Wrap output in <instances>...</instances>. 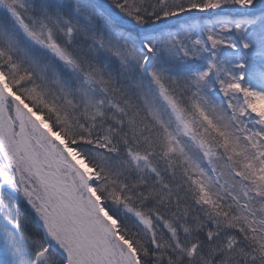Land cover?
<instances>
[{
  "label": "rangeland",
  "instance_id": "rangeland-1",
  "mask_svg": "<svg viewBox=\"0 0 264 264\" xmlns=\"http://www.w3.org/2000/svg\"><path fill=\"white\" fill-rule=\"evenodd\" d=\"M9 1L14 4L21 3V0ZM6 12L9 15V21L15 24L13 19L10 17L11 11ZM29 35L35 38V34L31 30H29ZM46 45L49 47V43H46ZM53 55L56 54L53 53ZM127 58L129 61L132 60L131 56H128ZM152 74H154V72H152ZM250 95H253L254 98L249 100V106L245 102L246 105L243 103L232 109L231 112L238 113V119L231 120L229 118L230 113L228 114V110H225L220 115L221 121L216 132L218 140L213 142L216 143L222 150V153L219 154L220 156L212 162L216 163L217 168L213 169L210 165L204 167L197 166L196 169L201 175H203L205 181L211 185L215 191H227V194L237 196L246 206L253 205L254 203L259 205L257 208L255 207L252 210V213L256 214L257 217V220L254 217V221H256V223L251 224V226L245 230L253 243L258 245V250L262 252L263 249L261 245L264 246V193H261V190L264 191V95L259 93H250ZM32 101L34 102L36 99H32ZM39 107L41 106L39 105ZM197 113L203 115L209 124L215 122L206 112L199 111ZM254 113L260 115L262 119H257L255 121V118L253 117ZM229 120H231L232 126L229 125L225 129L227 131L230 130L229 128L232 129L229 132H225L221 128H224L228 124ZM190 123H192V120L187 119V125ZM212 126H214V124H212ZM237 132L240 133V135H238ZM190 137L191 136L182 138L181 136L180 140L183 141H180L179 144L182 147H186L191 143ZM246 140H250L251 145L248 144ZM1 148L3 149L2 146ZM10 150L15 151V147L12 146ZM236 154L247 157L241 158ZM13 155L14 153L10 155L12 160L9 155H5V159L8 163L7 168L10 169L9 173L14 170L19 178L21 187H24L25 185L28 189H30L29 191L31 192L28 196L31 200L23 191L22 192L27 196L29 202L31 203L30 207L34 211L37 221L41 222L46 227L45 235L47 239L53 243V246L58 247L60 250H62V247L65 251H69L70 247L65 240L68 224L66 219L63 217V211L47 190H41L39 189L40 187L37 186L36 188L38 189L35 188L32 190L33 185H31V183L33 182V178L28 173L23 158H19L18 156L13 158ZM16 155L19 154L17 153ZM54 157L57 158L56 153H54ZM54 162L57 161L54 159ZM189 166L193 167L191 164H189ZM52 169L54 170V165H52ZM5 170L6 166L4 167V165H0V176L5 173ZM225 170L227 172L226 177L223 175ZM58 171L64 181L72 182L74 188L80 194H83L82 182L84 180L80 174L74 175L67 167L61 165H59ZM19 175L23 176L20 178ZM245 179H249V187L248 183L244 182ZM10 181H12V177H10ZM11 188H13V184H11ZM248 191L251 193L245 198L243 194ZM254 191L255 193H253ZM259 192L262 195H260ZM242 225L246 226L243 223ZM136 231L137 232L133 234H136L139 238H143L147 235L144 230H140V227L136 228ZM46 253L47 251L37 252V257L41 258L38 263L49 264L51 262L50 257L47 258L48 261L44 260V255ZM115 253L120 257L122 264H133L132 261H134L135 256L133 252L130 253L126 250L122 256L121 250H116ZM18 255L19 253L17 252V256ZM202 256L207 262V254L204 253ZM6 258V251L1 249L0 263H2ZM69 264H76V262L74 263L70 260Z\"/></svg>",
  "mask_w": 264,
  "mask_h": 264
},
{
  "label": "trees",
  "instance_id": "trees-1",
  "mask_svg": "<svg viewBox=\"0 0 264 264\" xmlns=\"http://www.w3.org/2000/svg\"><path fill=\"white\" fill-rule=\"evenodd\" d=\"M62 2H66V4H64V6L66 8H69L70 5V9H72L71 3L73 2V0H60ZM119 1V0H118ZM159 4L161 0H158ZM158 1L157 0H131L128 5L123 6L124 8H122L123 14L134 19V20H138V21H133L134 23L137 24H142V25H151L154 23H158L161 21V19L163 17H165L166 15L170 14V12L173 10V6H168L167 3H165V7H163L162 11H157L156 13H152L154 10H156L158 8ZM264 5V2L261 3H257L254 6H251L252 9H256L260 6ZM158 10V9H157ZM1 54V53H0ZM1 61V60H0ZM0 70L1 72L6 76L9 85L11 86V88L14 90V92L18 95H20L22 97V99L28 103L33 109L36 110V112L41 113L44 117V119L46 121H48L51 126L52 129L55 131H58L59 133H61V135L68 141L69 144H79L78 146H80V150L83 152H87L85 150V148L83 146L80 145V143H84L85 145L88 146H93L92 148V158L96 159V154L94 153V149L98 148V144L97 143H93L91 141H89L88 138H86L85 136L82 135H78L76 134L73 129L71 127H69L68 124L65 123V121L62 119V117L60 116L57 108H52L50 106H48L43 98H38V97H33V95H31L29 92H27L25 89L20 88L19 84L11 77L9 76V74L5 71L4 66H3V62L0 63ZM32 99H36V101H32ZM67 101L72 102V99H66ZM76 104H79V102H76ZM39 105L41 107H39ZM78 106L76 105L75 109H77ZM88 111V109L84 110L83 112ZM64 122V123H63ZM62 123V124H61ZM83 147V148H82ZM93 165V164H92ZM116 196V195H115ZM110 199L109 197H105ZM119 198V197H116ZM3 202L6 208V211H11V215L12 217L17 220V218L15 217L16 215L23 214L22 210L20 209V207L17 205L16 202L11 203L12 201L6 197V194L3 195Z\"/></svg>",
  "mask_w": 264,
  "mask_h": 264
},
{
  "label": "bare ground",
  "instance_id": "bare-ground-1",
  "mask_svg": "<svg viewBox=\"0 0 264 264\" xmlns=\"http://www.w3.org/2000/svg\"><path fill=\"white\" fill-rule=\"evenodd\" d=\"M36 129H40L38 127V125L36 126ZM50 141L51 139L49 137H47ZM112 220L109 219V223L108 225L112 224ZM75 238H77V242H76V252L79 253V258H81V254H80V251L84 252L86 254V256L88 257V260L89 262L91 263H96V260H97V263H101V262H104V258L102 255H97V251L95 249V244L94 242H90V244H83L81 245V248H80V242H79V239L81 238V235L80 234H75ZM97 257V259H96ZM105 264V263H103Z\"/></svg>",
  "mask_w": 264,
  "mask_h": 264
}]
</instances>
